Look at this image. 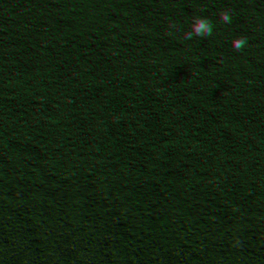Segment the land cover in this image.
Segmentation results:
<instances>
[{"label": "trees", "instance_id": "obj_1", "mask_svg": "<svg viewBox=\"0 0 264 264\" xmlns=\"http://www.w3.org/2000/svg\"><path fill=\"white\" fill-rule=\"evenodd\" d=\"M0 16V235L13 242L0 264H264V151L235 116L254 100L264 131V0H0ZM122 21L133 30L123 51L111 38ZM168 24L192 39L160 56L153 42ZM53 46L70 54L78 85L36 78ZM188 102L191 122L179 117ZM85 137L111 161L103 177L67 165ZM48 139L55 172L11 182ZM72 176L95 179V191ZM133 212L140 236L122 229Z\"/></svg>", "mask_w": 264, "mask_h": 264}, {"label": "clouds", "instance_id": "obj_2", "mask_svg": "<svg viewBox=\"0 0 264 264\" xmlns=\"http://www.w3.org/2000/svg\"><path fill=\"white\" fill-rule=\"evenodd\" d=\"M9 29V25L5 17L0 16V33H5ZM133 30L126 21H122L113 29L111 38L113 47L123 51L124 47L131 43ZM192 39V31L190 28H179L176 25L168 24L156 35L153 42V50L157 55L163 56L171 53L174 48L180 47L187 40ZM113 63L119 64L121 57L116 53ZM36 78L42 81L49 89H53L62 82L68 85H78L80 76L74 70L73 61L70 54H67L61 46H53L46 49L40 56L35 66ZM13 76L9 73L4 78L5 83H11ZM202 94L207 96L208 89H203ZM260 109V105L254 100H248L239 105L235 110V116L239 118V133L244 139L251 138L252 150L260 153L264 151V131L254 123L253 115ZM199 114V108L196 103L188 102L181 107L179 117L184 121L191 122L193 115ZM221 124L229 122V115L225 114L221 117ZM41 125V124H40ZM112 136H105L104 143L111 145L113 143ZM55 145L51 139L42 141L36 147L31 157L19 160L15 164V169L10 176V181L20 184L29 185L33 181L35 175L48 177L56 170V159L54 152ZM111 161L103 155L102 149L94 142L93 139L85 137L79 147L67 156V165L72 168L88 169L97 177H103L108 171ZM82 183L83 187L94 192L97 187V181L93 178H78L72 176L69 184L72 186ZM0 219H3L0 217ZM145 222L139 212H133L130 218H126L122 222L124 232L132 236H140L145 231ZM205 234V228L197 225H191L187 229V237L191 238L192 244L197 246L202 243L200 239ZM13 245L12 241L5 242L4 236L0 235V246L10 250ZM24 264H38L37 258L27 256Z\"/></svg>", "mask_w": 264, "mask_h": 264}]
</instances>
